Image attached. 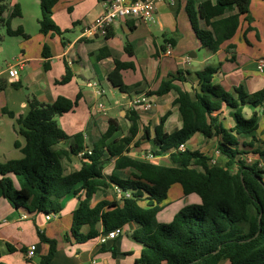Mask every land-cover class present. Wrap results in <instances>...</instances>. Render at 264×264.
<instances>
[{"label": "crops", "instance_id": "0c3cea01", "mask_svg": "<svg viewBox=\"0 0 264 264\" xmlns=\"http://www.w3.org/2000/svg\"><path fill=\"white\" fill-rule=\"evenodd\" d=\"M188 1H158L150 20L121 19L109 28V37L96 35L88 38L83 36V30L106 14L110 0H59L53 9V20L62 30V36L40 33V0H11L2 18L7 21L18 4L22 16L12 19L11 29L15 31L21 27L30 38L6 36L12 40L13 51L9 54L0 33V55L8 58L2 62L0 58V88L3 87L0 90V164L23 159L21 151L15 148L16 141L25 145L16 130L17 120L29 113L33 100L53 105L60 97L74 101L81 95L75 110L58 117L57 121L67 135L82 134L87 151L109 133L111 121L115 131L108 142L128 137L129 118L132 112H136L138 133L127 156L172 167L170 155L153 156L158 149L154 142L155 130L166 117L165 133L173 134L182 129L183 119L176 105L179 94L171 91L162 96L148 95L156 92L170 74L184 72L186 82L174 84L182 92L194 93L200 88L196 74L208 66H220L214 82L227 92L234 93L236 88L242 87L246 94L253 95L264 90V70H258L259 62L264 61V0H251L248 20L241 17L236 35L223 43L215 55L203 49L196 37L186 12ZM193 1L200 5L206 0ZM235 13L227 12L223 18ZM0 27L6 33L1 21ZM127 44L132 55L126 51ZM168 45L172 46L170 56L163 51V46L167 48ZM45 46L51 52L48 59L43 56ZM190 54H195L196 58ZM116 63L132 65V68L123 70L121 76L126 87L140 85L136 91L123 92L109 81L108 76L115 70ZM11 67L18 71L17 78H9ZM67 67L72 71L73 79L69 84L59 85L57 82L64 77ZM142 98L149 100V108L136 104ZM252 114L249 106L244 109L245 118L249 119ZM219 118L224 129L235 128L236 122L227 107L223 108ZM146 130L148 137H145ZM218 141L217 138L208 140L197 134L184 145L187 150L210 158L213 166L225 167L228 159L219 152ZM58 148L67 152L62 159L64 175L80 172L83 158L71 153L69 142L61 143ZM240 150L249 163L264 159L257 153L264 151V118L257 131L240 137ZM133 174H137L133 169L116 171L115 162L108 163L103 170L105 177L114 175L121 180H129ZM11 178L18 189L15 176ZM85 197L86 191L81 184L73 187L62 200L57 218L51 221H47L43 213H31L25 208L15 210L6 199L0 198V261L4 264H40L49 253V245L40 238L43 234L57 242V252L51 264H140L144 246L133 238L141 228L136 222L122 227L123 235L116 241L101 244L99 238L105 231L98 223V238L78 242L72 233L74 215ZM120 199L121 195L114 186L100 188L93 195L90 208L119 202ZM147 204L146 198L140 202L142 208H147ZM192 205H201L200 198L196 195L186 197L181 185H173L163 203V211L157 216L158 223L170 224L182 209ZM89 232L90 227L85 225L79 234L87 235ZM30 246H36L33 259L26 255ZM220 264L231 263L226 260Z\"/></svg>", "mask_w": 264, "mask_h": 264}, {"label": "trees", "instance_id": "16d2710c", "mask_svg": "<svg viewBox=\"0 0 264 264\" xmlns=\"http://www.w3.org/2000/svg\"><path fill=\"white\" fill-rule=\"evenodd\" d=\"M10 1L0 0V21L6 27V36L29 39L21 27L14 31L10 26L12 19L22 16L18 4L14 6L11 17L3 20ZM58 2L40 0L42 35H63L53 20V9ZM250 3L251 0H206L196 5L189 0L186 12L202 48L215 55L223 43L231 40L240 27L241 17L248 20ZM234 11L235 14L223 18L227 12ZM126 51L132 55L128 44ZM163 51H166V46H163ZM43 56L46 59L51 57L48 46L44 47ZM130 68L131 64L116 63L115 70L108 76L114 87L126 93L140 87L129 88L123 84L121 73ZM219 70L220 66H208L198 72L196 78L200 88L194 93L182 92L174 84L186 82L184 72L170 74L156 92L148 93L149 96H162L171 91L179 94L176 105L182 115V129L173 134L165 133L166 117L155 130L154 142L158 149L153 156L170 155L172 167L127 156L138 133V114L132 112L128 137L108 142L115 131L111 121L109 133L93 147L91 155L86 153L83 156L81 171L65 176L62 159L67 152L59 149V145L69 142L70 151L76 156L87 152V149L83 135H67L57 119L73 112L81 95L74 101L60 97L53 105L33 100L29 113L17 120L16 130L25 145L16 141L15 148L21 151L23 159L0 164V198L6 199L15 210L25 208L31 213L59 214L62 200L73 187L81 184L86 197L74 215L72 228L80 243L99 237L96 231L98 223L107 233L136 222L141 228L133 238L144 246L140 264H220L226 260L231 264H264V171L258 163L248 164L240 150V137L257 131L264 118V90L248 95L239 87L234 93H229L214 82ZM72 79V71L67 67L64 77L57 83L66 85ZM248 106L253 110L249 119L244 115ZM224 107L230 110L236 122L231 130L224 129L219 118ZM197 134L208 140H219V152L228 159L225 167L213 166L211 159L200 152L179 150ZM148 136L146 130L145 137ZM257 153L264 157V151ZM111 162H115L116 171L133 169L137 174L129 180H121L114 175L105 177L103 170ZM12 176L19 183L18 189ZM175 184L182 186L186 197L198 196L201 205L187 206L170 224H160L157 216L163 211V203ZM112 186L121 190L122 201L90 208L96 191ZM126 194L130 197L125 198ZM144 198L148 202L147 208L140 206ZM85 225L90 227V232L80 235ZM40 238L49 245V253L40 264H51L57 252V242L43 234ZM10 250L14 251L13 248ZM0 264L4 263L0 261Z\"/></svg>", "mask_w": 264, "mask_h": 264}, {"label": "built area", "instance_id": "2783aa9c", "mask_svg": "<svg viewBox=\"0 0 264 264\" xmlns=\"http://www.w3.org/2000/svg\"><path fill=\"white\" fill-rule=\"evenodd\" d=\"M161 0H110V3L107 8V12L104 16L98 18L95 22L85 27L83 30V36L88 38H93L96 35L101 36H108L109 28L116 24L121 19H133L137 21H148L150 20L156 11V3ZM166 56H170L172 54V46L168 45L166 51L164 52ZM258 70H264V61L259 62ZM9 78L14 79L18 76V71L13 67L9 68L8 70ZM136 104H143L146 108L150 107L149 100L146 98H142L140 101L136 102ZM102 109V106H100ZM180 151L185 152L187 149L185 145H181L179 148ZM91 155L92 150H88L85 153L80 154V157L83 158L85 154ZM258 166L261 170L264 171V159L259 160ZM248 164H255L254 162ZM119 195H121V199L119 202L122 201V192L119 189H116ZM130 195L126 194L125 198H129ZM58 214H49L46 215V220L51 221L57 218ZM123 235L122 228H116L110 232L104 233L100 236L99 242L101 244H105L109 241H116ZM36 254V246H30L27 250V258L33 259ZM95 264V262H92Z\"/></svg>", "mask_w": 264, "mask_h": 264}, {"label": "rangeland", "instance_id": "374dc122", "mask_svg": "<svg viewBox=\"0 0 264 264\" xmlns=\"http://www.w3.org/2000/svg\"><path fill=\"white\" fill-rule=\"evenodd\" d=\"M0 33L3 35V39H4V40H2V42H5V46L7 48L6 53H9V54L12 53V51H13V47L11 45L12 44V40L6 37L5 30L2 27H0ZM4 57H5L4 54L0 55L1 62L2 61H6V59H8V58H4Z\"/></svg>", "mask_w": 264, "mask_h": 264}, {"label": "water", "instance_id": "95a60500", "mask_svg": "<svg viewBox=\"0 0 264 264\" xmlns=\"http://www.w3.org/2000/svg\"><path fill=\"white\" fill-rule=\"evenodd\" d=\"M191 56L194 55L193 57L196 58V55L195 54H190Z\"/></svg>", "mask_w": 264, "mask_h": 264}]
</instances>
